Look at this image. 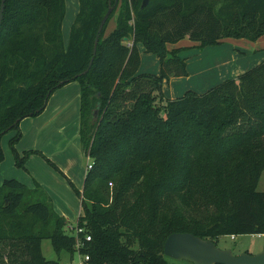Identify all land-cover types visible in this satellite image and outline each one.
Returning <instances> with one entry per match:
<instances>
[{
  "label": "trees",
  "instance_id": "obj_1",
  "mask_svg": "<svg viewBox=\"0 0 264 264\" xmlns=\"http://www.w3.org/2000/svg\"><path fill=\"white\" fill-rule=\"evenodd\" d=\"M109 3L114 9L87 70ZM141 3L77 0L65 43V0H5L0 139L14 131L13 149L19 123L76 81L79 137L92 168L76 190L84 212L77 237L41 192L16 179L0 184V264H58L42 255L43 240L57 256L87 257L82 264H186L164 256L169 235L214 244L223 236L264 235V192L256 190L264 172V60L203 93L169 99L162 91L165 80L187 76L180 54L190 47L169 45L188 39L203 50L227 39L255 42L264 37V0ZM115 13V29L105 35ZM138 45L158 59L156 74L138 73ZM34 153L16 156L17 163Z\"/></svg>",
  "mask_w": 264,
  "mask_h": 264
},
{
  "label": "rangeland",
  "instance_id": "obj_2",
  "mask_svg": "<svg viewBox=\"0 0 264 264\" xmlns=\"http://www.w3.org/2000/svg\"><path fill=\"white\" fill-rule=\"evenodd\" d=\"M65 6L62 35L67 43L69 28L78 10L77 0H65ZM115 26L116 13L108 21L105 35L115 29ZM190 43V49L181 54L185 63L190 60L191 64L188 70L189 76L187 71V78H185L189 80L184 85L191 89L188 91L196 93L205 92L203 91L205 82L212 83L211 87H214L230 79L229 77L233 74L243 73L264 59V38H260L256 46L254 42L247 40L227 39L219 46L207 47L203 50H197L194 48L196 44ZM233 49L244 51L245 54L236 56V60H233L231 65ZM146 56L144 65L147 71L145 73H153L157 58L154 55ZM141 69L144 72L143 65ZM208 69L213 71L210 72ZM196 73L201 76L195 78ZM164 91L168 96H172L177 94L178 86L167 85L165 80ZM185 93L184 91L180 96ZM20 123L18 128L21 137L14 144L13 149L9 140L14 137V131L4 134L0 139L3 151L0 162V184L6 179H16L29 191L41 192L42 198L47 201L52 211L66 220V227L74 228L84 213L81 196L76 193V190L82 191L86 165L92 162L85 154L79 137L80 86L78 82L73 81L57 89L48 99L41 114L33 119L29 118L21 126ZM31 151L35 153L19 165L16 156L22 158L24 154ZM256 190L260 193L264 192V172L261 174ZM70 232V229L66 230L67 234ZM215 244L219 249H230L234 255L241 253L254 255L264 248V235L223 236L218 238ZM41 253L46 260L58 261V264H76L78 261L76 254L71 260L65 253L57 256L48 240L41 242Z\"/></svg>",
  "mask_w": 264,
  "mask_h": 264
},
{
  "label": "water",
  "instance_id": "obj_3",
  "mask_svg": "<svg viewBox=\"0 0 264 264\" xmlns=\"http://www.w3.org/2000/svg\"><path fill=\"white\" fill-rule=\"evenodd\" d=\"M148 1L142 0L141 9L147 6ZM116 2L117 0H115V4ZM4 4L5 0H1L0 25L3 18ZM113 9L114 6H111L109 3V8L101 20L95 35L92 58L87 70L92 64L102 28ZM85 72L81 74H85ZM95 116L96 112H94ZM163 254L173 261L189 264H264V248L254 255L247 253L234 255L230 249H219L212 241L202 239L190 233H174L169 235L163 244Z\"/></svg>",
  "mask_w": 264,
  "mask_h": 264
},
{
  "label": "crops",
  "instance_id": "obj_4",
  "mask_svg": "<svg viewBox=\"0 0 264 264\" xmlns=\"http://www.w3.org/2000/svg\"><path fill=\"white\" fill-rule=\"evenodd\" d=\"M116 17H117V14H116ZM70 29V28H69ZM69 33V32H68ZM62 34H63V30H62ZM261 38H264V37H261ZM63 40H64V37H63ZM259 40V39H258ZM257 40V41H258ZM257 41H255L253 44L256 46L257 45ZM65 42V41H64ZM191 45V43H190V41L188 40V39H185L184 41H182V43H178V44H176V45H169L168 46V48L169 49H172V48H178V47H189ZM137 48H138V50H139V53H140V66H139V69H138V73H145V71H147L146 70V68L147 67H145V65H144V61L145 60H147V56L146 55H151V54H146L145 52H144V48L141 46V45H138L137 46ZM233 53L231 54V60H230V64L232 65V63H233V60H236V56H238L239 57V54H245L244 53V51H240V50H238V49H233ZM182 54V53H181ZM181 54H180V56H181ZM153 56V55H152ZM264 60V59H263ZM188 61V60H187ZM260 63V62H259ZM186 70L188 71L189 69H190V66H191V64H190V60L188 61V63L186 62ZM142 65H143V67L145 68V70H144V72H143V70L141 69L142 68ZM254 65H256V64H254ZM158 72V59L156 60V65H154V70H153V73H157ZM208 71H210V69H208ZM211 71H213V70H211ZM210 71V72H211ZM241 74V73H240ZM239 74H233V76H230L229 78H233V79H235L237 76H238ZM188 76H189V71H188ZM201 75L200 74H198V73H196L195 75H194V77L195 78H197V77H200ZM185 78H187V77H178V78H176V77H171V78H169L168 80H167V85L168 84H170V85H173L174 87L175 86H178V92H177V94H174V95H170V96H168L167 94H165V91H164V82H163V84H162V91H163V94H164V96L166 97V98H169V99H175V98H177V97H180V95L185 91V92H187L188 90H191L190 88H186L185 87V82H187L188 83V80L189 79H185ZM212 86V83H209V82H205V84H204V90L203 91H206L207 89H209L210 87ZM185 88L187 89V90H185ZM29 119V118H28ZM28 119H25V120H23L21 123H20V126L21 125H23L24 124V122H26V121H28ZM31 119H33V118H31ZM85 176V175H84ZM19 181V180H18ZM83 181H84V177H83ZM20 182V181H19ZM23 184V183H22ZM62 217V216H61ZM66 221V220H65Z\"/></svg>",
  "mask_w": 264,
  "mask_h": 264
},
{
  "label": "built area",
  "instance_id": "obj_5",
  "mask_svg": "<svg viewBox=\"0 0 264 264\" xmlns=\"http://www.w3.org/2000/svg\"><path fill=\"white\" fill-rule=\"evenodd\" d=\"M91 168H92V163L86 165V171L91 170ZM109 186L111 187V184H109ZM69 229L71 230V232L73 231V234H74L75 237H77L80 233L83 232V229L79 228L78 225H76L74 228H71V227L68 228V227H67V230H68V231H69ZM232 237H234V236H232ZM85 240H86V241H90V237H89V236H86V237H85ZM80 245H82V243L79 242V241H77L75 247L78 248V247H80ZM87 260H88L87 257H83V258H82L81 256L78 255V261H77L76 264H82L84 261H87Z\"/></svg>",
  "mask_w": 264,
  "mask_h": 264
}]
</instances>
